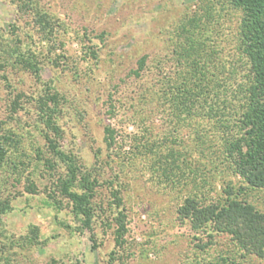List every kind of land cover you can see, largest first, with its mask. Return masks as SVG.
<instances>
[{
	"label": "rangeland",
	"instance_id": "rangeland-1",
	"mask_svg": "<svg viewBox=\"0 0 264 264\" xmlns=\"http://www.w3.org/2000/svg\"><path fill=\"white\" fill-rule=\"evenodd\" d=\"M38 2L53 19L47 35L18 0H0V127L8 137L0 202L10 204L0 215L4 264H264L229 234L179 218L186 197L223 201L229 186L264 211V187L248 186L235 172L218 117L177 109L162 97L186 67L173 54L187 37L183 25L217 52L224 76L235 67L236 79H244L242 10L230 0ZM15 48L20 55H12ZM143 56L147 67L138 76ZM20 57L34 58L41 79ZM48 86L60 96L61 130L53 136L81 172L99 176L92 229L57 190L66 168L52 155L40 116ZM106 127L114 129L112 145ZM114 188L128 219L122 249L115 242Z\"/></svg>",
	"mask_w": 264,
	"mask_h": 264
},
{
	"label": "trees",
	"instance_id": "trees-1",
	"mask_svg": "<svg viewBox=\"0 0 264 264\" xmlns=\"http://www.w3.org/2000/svg\"><path fill=\"white\" fill-rule=\"evenodd\" d=\"M18 8L33 16L36 25H40L45 35L49 33L52 16L40 5L39 0H18ZM230 3L243 12L241 19V36L243 56L247 64V72L243 80H237V69L234 67L224 76L225 65L221 63L217 52L209 51L204 42L193 38L190 30L183 25L186 34L184 40L174 50V58L181 64L186 61L182 79L167 89L162 90V97L169 98L174 106L180 105L191 112L199 109V113L216 116L227 128L226 152L229 154L235 172L248 186L264 187V0H230ZM209 10H206L208 16ZM198 18H192V21ZM190 34V35H189ZM18 50L14 49L12 55ZM6 53V52H5ZM17 53V56L20 55ZM24 56V55H23ZM19 58V57H18ZM21 58V57H20ZM26 69L41 79L38 63L29 58H21ZM147 67V56H143L135 70L140 76ZM231 79H233L231 81ZM169 82V81H168ZM47 93L40 100V116L48 131V141L52 155L61 162L65 173L57 182L58 192L72 204L75 217L86 227L92 229L97 215L93 199L100 186L99 176L81 172L77 160L65 152L58 143L57 137L61 128L57 124V105L59 94L48 86ZM195 109V110H196ZM50 132V134H49ZM107 139L112 145L115 141L114 129L106 127ZM8 137L2 134L0 127V164L6 161ZM113 217L115 242L120 249L126 243L129 231L127 213L121 189L114 188ZM223 201L207 202L197 196H188L178 208L179 218L189 221L196 228H209L214 232L229 234L236 244L247 254L264 257V211L251 202L240 199L232 186L226 189ZM10 209L9 201L0 202V215ZM110 226V224H108ZM95 242V240H94ZM94 247L97 244L94 243ZM5 250L0 248V264H4ZM5 258V257H4ZM6 261V260H5ZM217 264H236L223 259Z\"/></svg>",
	"mask_w": 264,
	"mask_h": 264
}]
</instances>
